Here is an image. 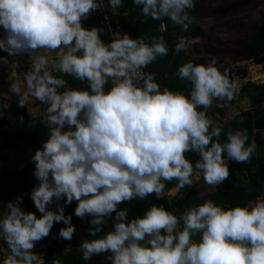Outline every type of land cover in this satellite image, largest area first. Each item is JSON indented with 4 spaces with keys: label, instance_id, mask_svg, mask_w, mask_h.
Instances as JSON below:
<instances>
[{
    "label": "clouds",
    "instance_id": "9594fccd",
    "mask_svg": "<svg viewBox=\"0 0 264 264\" xmlns=\"http://www.w3.org/2000/svg\"><path fill=\"white\" fill-rule=\"evenodd\" d=\"M108 3L115 10L123 0ZM133 4L142 6L146 18H167L186 30L195 0ZM103 7L102 0H0V50L13 57L27 55L30 62V70L22 73V80L11 81L9 91L19 97L18 107L27 108L30 117L49 129L42 148L31 157L39 181L31 200L41 215L7 203L0 219V240L7 245L0 249L5 254L2 264H45L32 250L55 223L65 225L59 230L61 239H72L76 229L64 206L48 210L54 198L64 197L66 205L77 202L76 217H93L91 236L116 213L114 230L81 243L85 261L110 253L106 259L112 264H264L260 197L229 209L208 200L179 217L163 205H152L143 217L130 220L127 209L117 210L136 198H164L165 181L192 187L198 173L207 185H221L230 175L228 161L250 162L256 145L248 143L242 130L229 131L221 143V128L207 115L214 101L231 102L239 91L215 57L207 64L189 61L177 69L179 80L190 84L187 95L167 87L161 91L156 73L142 70L168 54L164 37L147 43L116 32L105 43L103 29L82 26ZM186 47L182 38L175 54ZM0 64H9L7 57H0ZM18 68L19 61L13 59L11 72L17 74ZM57 71L87 87L69 88L65 79L53 75ZM190 152L200 157L195 164L186 158ZM52 264L61 262L53 259Z\"/></svg>",
    "mask_w": 264,
    "mask_h": 264
},
{
    "label": "trees",
    "instance_id": "16d2710c",
    "mask_svg": "<svg viewBox=\"0 0 264 264\" xmlns=\"http://www.w3.org/2000/svg\"><path fill=\"white\" fill-rule=\"evenodd\" d=\"M130 10L127 22L121 28L124 34H128L133 39L144 38L147 43H151L152 37L163 36L169 52L164 57L157 58L148 68L146 72L156 73V82L163 88L167 87L174 92H182L185 95L189 93L190 84L187 81L181 82L177 77V69L192 60L186 54L185 50L179 54H175V45L182 39H196L206 36L203 28H194L187 34H183L181 26L174 24L171 20L165 18L163 20H153L150 17L142 15L141 7L135 6L133 0H129ZM101 3V0H97ZM99 10L93 12L95 18L91 24V28L97 27L103 29L100 33L101 39L108 43L111 41V32L106 26H102L97 18ZM112 21L114 30L118 28ZM164 23L166 29H160V25ZM122 34V33H121ZM123 35V34H122ZM1 37V36H0ZM248 45L251 51V59L257 65V68L264 67V17L261 19V24L258 27L254 36L248 40ZM194 63V62H193ZM54 76H58L53 72ZM263 74L260 78H263ZM69 88L85 89L86 84L71 76H64ZM111 82L106 85L107 91L111 87ZM248 99L250 109L246 110L234 119L232 122L219 125L221 128L220 142L224 143L229 131L242 130L248 136V143H255L256 149L248 163H237L228 161L230 175L221 185L214 187L210 194L203 195L200 189V182L194 181L193 186L179 188L181 198H162L158 199L154 194L148 196L145 200L136 198L130 202L120 204L117 210L127 209L129 220L141 218L152 205H163V207L178 217L186 210L203 204L205 201L211 200L218 206L225 209L236 206H245L250 201H255L257 197L264 195V82H247L239 88L238 94L231 102L222 101V104H232L236 100L243 101ZM18 103H13L9 106L5 105L3 99H0V205L6 203L9 197H14L19 202L20 207L25 211L35 212L37 217L41 214L35 209L34 202L31 200V192L34 187L39 184V181L33 175L35 171V162L31 157L35 154L36 149L42 148L43 142L48 138L49 129L43 125L38 119L34 120L29 116L26 108H20ZM203 110V109H200ZM207 115L209 116V110ZM22 117V119H21ZM215 139V138H214ZM227 161L226 153L224 154ZM186 158L190 162H195L200 159L195 152L186 153ZM31 179L30 187L26 188L24 181ZM165 190L169 191L173 187H177V181H165ZM54 201L48 206V209L53 208ZM58 205L64 206L65 215H71L72 224H83L86 231V240L102 238L108 231L114 230L116 221V213L113 212L106 217V223L102 226L101 232L96 236L89 234L90 229H94L96 225L90 222H82L81 219L75 216L74 209L76 206L66 205L65 199ZM58 205L57 210L58 211ZM65 227L63 222L55 223L51 229L50 235L42 239L39 244L45 246V264H52L53 259L60 260L58 252L57 239L59 238V230ZM183 222L179 226L182 230ZM195 241L200 239L199 235L193 237ZM4 248L7 245L2 244ZM0 244V249H2ZM3 251H0V264L3 261ZM104 253L94 255L90 260L82 259V252H74L65 264H103L102 257Z\"/></svg>",
    "mask_w": 264,
    "mask_h": 264
},
{
    "label": "rangeland",
    "instance_id": "374dc122",
    "mask_svg": "<svg viewBox=\"0 0 264 264\" xmlns=\"http://www.w3.org/2000/svg\"><path fill=\"white\" fill-rule=\"evenodd\" d=\"M102 2L110 15L108 1L102 0ZM127 2L130 4L129 0H126ZM189 14L192 17V22L188 24L186 30L182 28L183 34H187L197 27L203 28L206 32V36L202 38H183L187 44L185 52L192 62L195 64H207L212 57H215L219 70L221 72L227 70L230 78L238 83L239 88L247 82H264V76L260 78L262 74L264 75V67L262 65L261 68L255 66L257 64L251 59V51L247 43L256 33L261 24V19L264 17V0H195V7L189 10ZM94 18V13H92L88 19L82 21V26L86 29H91ZM3 34V28L0 27V36L2 37ZM49 56L55 59L56 54L50 53ZM0 57H7L9 61V64H0V99H3L5 105L9 106L13 103H18L19 99L18 96L10 93V82L16 79L22 80V73L30 70V62L27 55L21 54L13 57L3 50H0ZM13 59L19 61V68L17 69V74H21L19 76L11 72L10 62ZM55 73L58 75L57 77L65 79L58 71ZM36 102L40 103L39 101ZM250 108L248 99L243 101L236 100L232 104H222V101H214L213 106L209 109V118L213 121L214 126H219L233 121ZM200 174L202 177H200ZM194 180L200 182V189L203 195L210 194L215 187L209 186L204 182L202 173L196 174ZM30 182L31 179L24 181L26 188L30 187ZM166 194L164 198L177 197H175V194L170 195L169 193L168 197H166ZM260 198L264 199V195L260 196ZM63 199L66 200V197L60 201H56L54 198L53 208L48 210L55 212L57 205ZM9 201L18 204L20 207L17 199L10 196L6 203L0 205V219H3L2 213ZM72 205L76 206L77 202L73 201ZM20 208L25 211L22 207ZM92 219V216L87 215L81 221L87 223ZM73 225L76 230L70 241L60 237L57 239L61 264H65L74 252H81L80 245L87 237L83 224ZM0 244H3L2 240H0ZM2 249H5L3 245ZM32 251L41 255L44 259V245L37 243ZM4 255L3 253V257ZM108 255L110 253H104L102 257L103 264H112L111 260L106 259Z\"/></svg>",
    "mask_w": 264,
    "mask_h": 264
},
{
    "label": "crops",
    "instance_id": "0c3cea01",
    "mask_svg": "<svg viewBox=\"0 0 264 264\" xmlns=\"http://www.w3.org/2000/svg\"><path fill=\"white\" fill-rule=\"evenodd\" d=\"M105 1H108V0H105ZM103 5H104V3H103ZM109 10H110V17L113 20V22L115 24H117L116 26H118V27L124 26L125 23L127 22V19H128V14H129V10H130V4H128V2L126 3V0H123V4H122L121 7H119L118 9H115L114 10V9H112L109 6ZM122 34H124V31H123ZM208 117H210V115ZM229 122H232V121H229ZM229 122H226V123H229ZM200 177H202L201 174H200ZM197 182H199V181H197ZM171 191H176L174 193L175 194V197L176 196L178 198H181L182 197V195L179 194V188H177V187H173L170 191L165 190V194L167 193L166 194L167 195L166 197H168V192H171ZM171 199H173V198H171Z\"/></svg>",
    "mask_w": 264,
    "mask_h": 264
},
{
    "label": "built area",
    "instance_id": "2783aa9c",
    "mask_svg": "<svg viewBox=\"0 0 264 264\" xmlns=\"http://www.w3.org/2000/svg\"><path fill=\"white\" fill-rule=\"evenodd\" d=\"M96 16H97V18L99 20V23L102 26H106L110 30L111 38H112L113 34L116 33V32L123 33L124 30L121 27H118L116 30L113 29L111 17H110V15L108 14L107 10L104 7H103V9L98 11ZM160 29L164 31L166 29V25L164 23H162L160 25ZM142 71H145V70L143 69ZM140 83L142 84V80L140 81Z\"/></svg>",
    "mask_w": 264,
    "mask_h": 264
},
{
    "label": "bare ground",
    "instance_id": "6f19581e",
    "mask_svg": "<svg viewBox=\"0 0 264 264\" xmlns=\"http://www.w3.org/2000/svg\"><path fill=\"white\" fill-rule=\"evenodd\" d=\"M37 103V102H36ZM38 104V103H37ZM27 109V108H26ZM175 191L168 192L170 195H173Z\"/></svg>",
    "mask_w": 264,
    "mask_h": 264
},
{
    "label": "water",
    "instance_id": "95a60500",
    "mask_svg": "<svg viewBox=\"0 0 264 264\" xmlns=\"http://www.w3.org/2000/svg\"><path fill=\"white\" fill-rule=\"evenodd\" d=\"M257 83H263V82H257ZM47 107V105H45V107L44 108H46Z\"/></svg>",
    "mask_w": 264,
    "mask_h": 264
}]
</instances>
